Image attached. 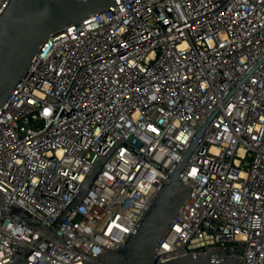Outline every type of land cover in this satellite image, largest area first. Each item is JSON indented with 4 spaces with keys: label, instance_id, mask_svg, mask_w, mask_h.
<instances>
[{
    "label": "built area",
    "instance_id": "built-area-1",
    "mask_svg": "<svg viewBox=\"0 0 264 264\" xmlns=\"http://www.w3.org/2000/svg\"><path fill=\"white\" fill-rule=\"evenodd\" d=\"M195 139L157 262L240 248L215 260L264 264V0H114L50 36L0 108V264L20 249L29 264L118 249ZM113 149L57 228L66 245L9 215L52 226Z\"/></svg>",
    "mask_w": 264,
    "mask_h": 264
},
{
    "label": "water",
    "instance_id": "water-1",
    "mask_svg": "<svg viewBox=\"0 0 264 264\" xmlns=\"http://www.w3.org/2000/svg\"><path fill=\"white\" fill-rule=\"evenodd\" d=\"M113 6L114 0H12L0 19V108L27 76L33 60L50 36ZM214 116L215 113L205 122L197 138L204 135ZM198 146V139H195L169 173L126 243L101 256H87L84 264H231L215 258L231 252L242 255L240 248H207L170 262H157V246L190 196L191 188L183 183L180 174ZM113 151L114 149L108 155L97 159L74 200L61 212L52 226L43 224L17 205L8 209L9 215L29 226L39 235L40 240L46 238L66 245L68 239L57 228L83 201ZM4 201L5 197L0 195L2 206ZM30 254L31 250L20 249L19 255L8 264H29L26 259ZM234 263H239V260Z\"/></svg>",
    "mask_w": 264,
    "mask_h": 264
}]
</instances>
